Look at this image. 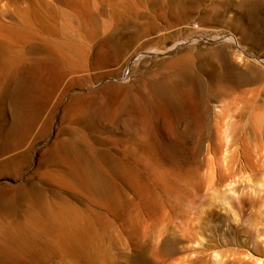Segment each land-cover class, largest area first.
Here are the masks:
<instances>
[{"label": "rangeland", "instance_id": "1", "mask_svg": "<svg viewBox=\"0 0 264 264\" xmlns=\"http://www.w3.org/2000/svg\"><path fill=\"white\" fill-rule=\"evenodd\" d=\"M44 1L53 32L15 64L35 75L0 92V202L25 213L40 195L78 210L94 264H264V0ZM67 42V63L49 56ZM55 139L86 159L96 189L57 179ZM37 237L31 264H87L63 238ZM8 246L0 229V264H30Z\"/></svg>", "mask_w": 264, "mask_h": 264}, {"label": "bare ground", "instance_id": "2", "mask_svg": "<svg viewBox=\"0 0 264 264\" xmlns=\"http://www.w3.org/2000/svg\"><path fill=\"white\" fill-rule=\"evenodd\" d=\"M20 3L19 0H0V92L4 87L5 81H7L11 75L14 76L19 71L27 76L34 74V69L25 71L19 66H15V64L18 62L19 58H21V52H29L33 46L41 47V41H44L43 36L53 32V27L50 25V20L48 21L47 16L50 3L44 0H30L25 6H21ZM49 15L53 17L55 13L51 11ZM52 22H54V20ZM67 43V47L66 45L64 46V44H55L49 52L47 51L49 56L54 57L58 62L67 63L69 61L68 58H70L68 54L71 52L70 50L74 48L72 43ZM235 56L239 59L241 56L240 51L236 50ZM90 89L91 88H85L82 89V91L88 92ZM79 96L80 93L71 94L68 101L65 103L63 102L62 110H64L65 113L78 110L81 103L78 100ZM223 104L221 106H223ZM12 105L13 104L9 101L7 110L11 114L13 112ZM217 109L220 108L217 107ZM227 117L228 118L225 119V116H221L216 122L217 131L221 132L226 141L228 137L227 131L229 130V123L231 121V116ZM56 140L57 139H55V141ZM54 150H57L52 154L54 159H60L65 164L64 172L55 171L58 180L65 182V184L79 185L89 191L95 188L96 184L92 176V171L85 158L79 157L73 153L64 152L61 149L60 143H57V141ZM61 169H64V167L60 168V170ZM229 177H232V174L228 177L218 176L216 185L218 187H228L232 184L231 179L230 182L227 181ZM39 183L42 185L43 183L46 184L43 180V182H36L35 185L38 186ZM255 183L264 187V167L255 174ZM51 185L53 186V184L49 186ZM21 187L23 188V186ZM262 191L264 193V189ZM42 198L40 195L31 198L29 200V208L25 213H12L6 206L7 204L3 201L0 202V229H2L4 238L7 239V243L9 244L8 249L11 252L12 258L20 262L34 263V252H31V247L38 242L37 236L42 233H51L66 240L68 244H70V251L84 257L87 264H94V256H96L94 252L96 251H94L95 248L92 243V232L89 227L80 224L81 213L74 208H67L60 202H54L53 199L51 202H49L50 200L46 202L43 201ZM255 204L258 206V210L254 212V222L259 226L264 225V195L256 199ZM86 213L85 217L88 219L91 213ZM65 254H67V252ZM145 262L151 264L149 259H147V261L145 259ZM15 264H17V262Z\"/></svg>", "mask_w": 264, "mask_h": 264}]
</instances>
